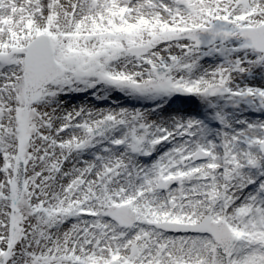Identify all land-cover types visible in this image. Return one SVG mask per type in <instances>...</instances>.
<instances>
[{"label":"snow or ice","instance_id":"snow-or-ice-1","mask_svg":"<svg viewBox=\"0 0 264 264\" xmlns=\"http://www.w3.org/2000/svg\"><path fill=\"white\" fill-rule=\"evenodd\" d=\"M0 264H264V0H0Z\"/></svg>","mask_w":264,"mask_h":264},{"label":"bare ground","instance_id":"bare-ground-1","mask_svg":"<svg viewBox=\"0 0 264 264\" xmlns=\"http://www.w3.org/2000/svg\"><path fill=\"white\" fill-rule=\"evenodd\" d=\"M84 99V97H82V96H78V97H73V98H71V101H72V103H74V104H78L81 100H83ZM106 105H103V104H99V103H97V107H105Z\"/></svg>","mask_w":264,"mask_h":264}]
</instances>
